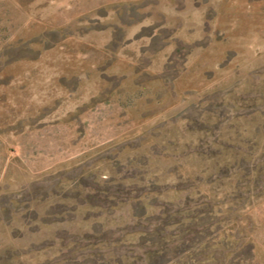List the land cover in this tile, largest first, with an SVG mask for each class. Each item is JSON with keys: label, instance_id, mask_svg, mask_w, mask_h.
<instances>
[{"label": "rangeland", "instance_id": "1", "mask_svg": "<svg viewBox=\"0 0 264 264\" xmlns=\"http://www.w3.org/2000/svg\"><path fill=\"white\" fill-rule=\"evenodd\" d=\"M0 264H264V0H0Z\"/></svg>", "mask_w": 264, "mask_h": 264}]
</instances>
